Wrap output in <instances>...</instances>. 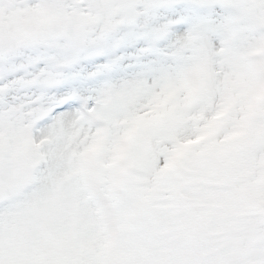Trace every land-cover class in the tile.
Listing matches in <instances>:
<instances>
[{
	"label": "snow or ice",
	"instance_id": "6c2138e0",
	"mask_svg": "<svg viewBox=\"0 0 264 264\" xmlns=\"http://www.w3.org/2000/svg\"><path fill=\"white\" fill-rule=\"evenodd\" d=\"M0 264H264V0H0Z\"/></svg>",
	"mask_w": 264,
	"mask_h": 264
}]
</instances>
